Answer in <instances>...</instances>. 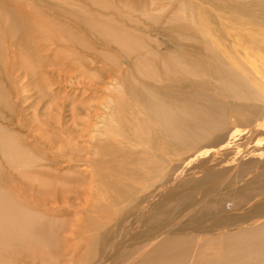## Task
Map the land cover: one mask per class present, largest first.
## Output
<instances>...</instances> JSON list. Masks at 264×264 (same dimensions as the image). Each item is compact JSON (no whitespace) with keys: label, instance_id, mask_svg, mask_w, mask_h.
<instances>
[{"label":"rangeland","instance_id":"374dc122","mask_svg":"<svg viewBox=\"0 0 264 264\" xmlns=\"http://www.w3.org/2000/svg\"><path fill=\"white\" fill-rule=\"evenodd\" d=\"M262 91L264 0H0V264H264Z\"/></svg>","mask_w":264,"mask_h":264},{"label":"bare ground","instance_id":"6f19581e","mask_svg":"<svg viewBox=\"0 0 264 264\" xmlns=\"http://www.w3.org/2000/svg\"><path fill=\"white\" fill-rule=\"evenodd\" d=\"M233 12H235V11H233ZM205 20H208L206 16H205ZM205 20L200 19L199 23L205 27H208L207 22ZM233 22L235 24H239V23L241 24L242 19L237 18V19H234ZM200 28H202V27H200ZM203 30H204V28H203ZM209 31H211V30L208 29V32ZM205 32H207V31H205ZM215 70H217V69L215 68ZM215 72L217 73V71H215ZM220 78H221V84H222L223 76ZM236 80H237V77H236ZM228 81H229V78H228ZM203 89L204 88L202 87L201 91H194L191 94V98L188 101L187 100H178L176 102L177 106L180 109V113L178 112L179 114H176L174 111H170V108H168V107H171L172 105L169 103L171 106H168V102L162 97L157 99L156 97H153L151 95L152 96L151 98L149 97L147 99V101L145 100L146 101L145 105L147 106V108L149 109L150 112H153L157 116L156 118H157L158 122H161L163 125L171 128L172 130L174 129V131H175L174 137L176 138V140H177V138L179 140H184L185 138H188L193 143H199V142L203 141L204 139H206L207 135L210 134L212 131H216L218 129H221V127L224 126V123H223L224 121H223V116H222V114H223L222 103L214 100L212 97L207 96L206 94H203V91H202ZM237 92H239V90ZM143 93H144V90H143ZM253 93H255V91ZM146 94L147 93H145L144 95H146ZM150 94H151V92H150ZM140 95L142 96V93ZM238 95H240V92ZM156 96H158V95H156ZM147 97H148V95H147ZM259 97L261 99H263V101H264V92L262 94H259ZM139 99H141V98H139ZM155 121H156V119H155ZM186 126H188V127L186 128ZM190 126L192 128H194L196 130V132H191V130L188 129ZM262 132H264V129H262ZM233 133H235V132H233ZM236 136H237V133L230 135L229 140L227 142L219 145V149L224 150L225 147L228 144H230V142L234 141ZM255 146L257 148H254L253 149L254 151L260 150V152H262L264 150V139H261L260 141H258V143ZM263 155L261 157H263ZM248 163L249 164L255 163L254 165L260 163V167L264 168V160L259 162L258 159H253V160L247 161L245 163V165L249 166ZM261 182H264V179ZM258 235L262 239H264V226H262L260 229H258Z\"/></svg>","mask_w":264,"mask_h":264}]
</instances>
